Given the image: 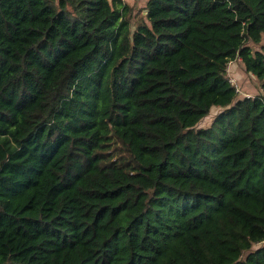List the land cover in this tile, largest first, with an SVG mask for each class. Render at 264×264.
Here are the masks:
<instances>
[{"label":"trees","instance_id":"16d2710c","mask_svg":"<svg viewBox=\"0 0 264 264\" xmlns=\"http://www.w3.org/2000/svg\"><path fill=\"white\" fill-rule=\"evenodd\" d=\"M143 12L0 0V264H264V0Z\"/></svg>","mask_w":264,"mask_h":264},{"label":"rangeland","instance_id":"374dc122","mask_svg":"<svg viewBox=\"0 0 264 264\" xmlns=\"http://www.w3.org/2000/svg\"><path fill=\"white\" fill-rule=\"evenodd\" d=\"M109 1L111 2L112 0ZM122 1L131 8V15H132L131 25L133 27L134 23L139 17L144 18L143 11L146 7L148 0H122ZM249 46L253 51L261 50V48L264 46V35L262 36V41L260 45L257 46V45L249 44ZM226 77L231 83V85L236 87L238 92V98H246V97L254 98L258 96L261 92L259 82L256 80L255 77H253L250 74H247L244 71V68L240 64L238 59L228 64ZM220 111H221L220 109H213L209 114V116L199 124L198 129L209 128L213 123V121L219 115Z\"/></svg>","mask_w":264,"mask_h":264}]
</instances>
